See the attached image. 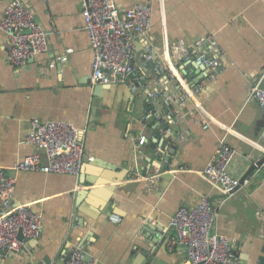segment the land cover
Here are the masks:
<instances>
[{"label":"crops","instance_id":"crops-1","mask_svg":"<svg viewBox=\"0 0 264 264\" xmlns=\"http://www.w3.org/2000/svg\"><path fill=\"white\" fill-rule=\"evenodd\" d=\"M10 1L0 0V17ZM22 1L48 33L49 52L13 67L0 31V169L16 178L12 207H30L41 216L43 230L28 251L0 253V264H64L76 246L97 264H186V247L167 243L177 235L170 223L178 209L196 206L202 195L219 208L213 233L229 238L238 263L264 264V223L257 217L264 213V170L254 166L264 163V117L251 96L264 77V0H151L149 39L165 69L145 73L144 44L138 43L135 79L150 90L164 84L177 97L179 82L203 85L195 100L171 107L153 101L162 116L178 111L174 128L190 132L178 141L162 133L163 120H145L151 106L142 89L135 93L128 84H112L96 93L80 0ZM115 1L125 11L147 0ZM210 39L224 51L217 76L172 62L173 44L201 52ZM67 49L73 50L68 61L50 68ZM33 118L85 130V151L94 161L85 159L78 175L12 170L37 152L26 142ZM140 135L147 137L143 146L132 140ZM223 138L236 152L231 175L250 178L232 198L213 190L202 173ZM156 227L163 229L160 239Z\"/></svg>","mask_w":264,"mask_h":264},{"label":"built area","instance_id":"built-area-1","mask_svg":"<svg viewBox=\"0 0 264 264\" xmlns=\"http://www.w3.org/2000/svg\"><path fill=\"white\" fill-rule=\"evenodd\" d=\"M84 28L89 37L93 54L91 81L98 85L128 84L133 92H143L151 106L145 114V120H163L166 128L162 133L174 141L185 139L189 131H179L174 127L180 120L178 111L162 116L153 105L160 100L166 107L180 104L197 98L203 85L194 87L179 82L178 97L169 91L166 85L157 90H150L143 82L135 79V62L138 59L137 44L143 43L142 65L145 73L158 74L165 69L155 61V53L149 39L152 29L153 8L151 0L139 2L132 8L121 11L115 0H80ZM0 31L8 41L7 62L13 67H20L36 56L49 52L48 33L37 22L34 14L22 0H11L4 14L0 17ZM206 49L201 52L190 51L185 44L178 42L172 45L170 55L172 62H195L206 68L208 77L213 78L221 73V57L224 51L210 39ZM200 44V42L198 43ZM72 49H67L64 56L58 57L49 67L56 63H65ZM168 74L175 75L169 65ZM256 85L252 90L264 117V91ZM201 111L199 105V112ZM202 112V111H201ZM208 120L204 129L209 128ZM264 139V128L261 132ZM133 142L143 146L147 141L144 135L132 138ZM26 142L34 146L37 152L27 156L12 166L15 172H39L43 174L78 175L85 159L93 162L92 156L85 151V130L68 121H42L33 118ZM236 152L223 138L220 140L216 158L210 161L203 170L204 177L210 182L213 190L232 198L250 178H235L229 169ZM257 171L264 170V163L254 164ZM16 178L6 176L0 169V253L28 251V243L42 235L41 216L28 206L12 207ZM219 208L211 205L210 196L202 195L199 203L190 208H180L171 219L170 227L177 233L169 238V246L184 245L187 252L186 264H239L233 246L228 237L213 233ZM257 217L264 223V213ZM120 222V218H111ZM22 235V239H20ZM164 236V235H163ZM64 264H97L96 260H86V252L76 246L69 250Z\"/></svg>","mask_w":264,"mask_h":264},{"label":"water","instance_id":"water-1","mask_svg":"<svg viewBox=\"0 0 264 264\" xmlns=\"http://www.w3.org/2000/svg\"><path fill=\"white\" fill-rule=\"evenodd\" d=\"M188 64H192V65H196L197 68L200 70V71H206V68L204 66H202L201 64L199 63H195V62H189ZM96 89V93L99 94L101 92L104 91V88L102 85H98L95 87ZM259 89L260 90H263L264 91V77L262 79V81L260 82V85H259ZM225 197V196H223ZM211 202V205H213V202L212 200H210ZM113 214L112 213H109V216H112ZM155 232H157V235H156V239H160L159 236H161L163 234V229H160L158 227L155 228ZM159 235V236H158ZM20 239H22V235H20ZM167 237L164 235L163 238L160 240L161 243H164L166 241ZM145 254V252H143ZM87 256H86V260H87ZM264 261V258L262 259V262ZM156 264H161L160 262H157Z\"/></svg>","mask_w":264,"mask_h":264}]
</instances>
